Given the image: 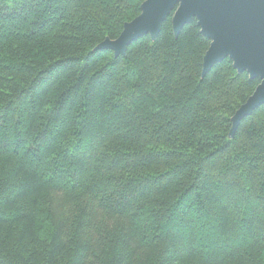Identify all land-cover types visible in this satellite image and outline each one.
Masks as SVG:
<instances>
[{
  "label": "trees",
  "instance_id": "obj_1",
  "mask_svg": "<svg viewBox=\"0 0 264 264\" xmlns=\"http://www.w3.org/2000/svg\"><path fill=\"white\" fill-rule=\"evenodd\" d=\"M144 0H0V264H264V105L193 20L124 56Z\"/></svg>",
  "mask_w": 264,
  "mask_h": 264
},
{
  "label": "water",
  "instance_id": "obj_2",
  "mask_svg": "<svg viewBox=\"0 0 264 264\" xmlns=\"http://www.w3.org/2000/svg\"><path fill=\"white\" fill-rule=\"evenodd\" d=\"M169 16L175 37L195 20L201 35L210 42L202 76L228 59L238 74L246 73L250 80L259 81L231 118V138L241 121L264 105V0H144L139 16L124 24L117 39H105L94 51L124 56L137 39L148 36L154 41Z\"/></svg>",
  "mask_w": 264,
  "mask_h": 264
},
{
  "label": "bare ground",
  "instance_id": "obj_3",
  "mask_svg": "<svg viewBox=\"0 0 264 264\" xmlns=\"http://www.w3.org/2000/svg\"><path fill=\"white\" fill-rule=\"evenodd\" d=\"M251 95H252V94H251ZM254 111H255V110H254ZM254 111H253V112H254Z\"/></svg>",
  "mask_w": 264,
  "mask_h": 264
},
{
  "label": "rangeland",
  "instance_id": "obj_4",
  "mask_svg": "<svg viewBox=\"0 0 264 264\" xmlns=\"http://www.w3.org/2000/svg\"><path fill=\"white\" fill-rule=\"evenodd\" d=\"M139 14H140V13H139ZM138 16H139V15H138ZM138 16H137V17H138Z\"/></svg>",
  "mask_w": 264,
  "mask_h": 264
}]
</instances>
